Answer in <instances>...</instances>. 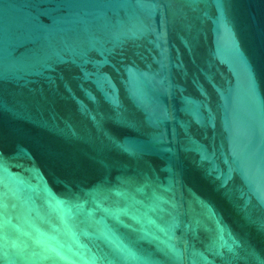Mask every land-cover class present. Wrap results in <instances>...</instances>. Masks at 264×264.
I'll use <instances>...</instances> for the list:
<instances>
[{
	"label": "water",
	"instance_id": "water-1",
	"mask_svg": "<svg viewBox=\"0 0 264 264\" xmlns=\"http://www.w3.org/2000/svg\"><path fill=\"white\" fill-rule=\"evenodd\" d=\"M0 264H264V0H0Z\"/></svg>",
	"mask_w": 264,
	"mask_h": 264
}]
</instances>
